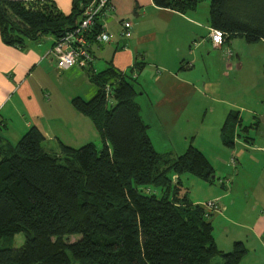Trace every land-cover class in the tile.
Here are the masks:
<instances>
[{
	"label": "trees",
	"instance_id": "obj_1",
	"mask_svg": "<svg viewBox=\"0 0 264 264\" xmlns=\"http://www.w3.org/2000/svg\"><path fill=\"white\" fill-rule=\"evenodd\" d=\"M84 1L76 0L66 17L46 1L0 0L1 37L20 45L46 34L58 39L75 26ZM152 2L184 13L200 0ZM208 24L225 42H264V0H210ZM87 71L96 93L71 105L94 125L100 149L59 142L57 153L46 151L34 126L16 145L0 144V241L8 245L0 247V264H212L217 257L241 264L245 245L220 251L204 209L180 193L184 173L214 184L203 153L191 144L176 158L155 151L131 74L112 66ZM237 118L229 113L220 129L229 148ZM17 234L23 244L13 248ZM73 236L79 239L68 242Z\"/></svg>",
	"mask_w": 264,
	"mask_h": 264
},
{
	"label": "crops",
	"instance_id": "obj_2",
	"mask_svg": "<svg viewBox=\"0 0 264 264\" xmlns=\"http://www.w3.org/2000/svg\"><path fill=\"white\" fill-rule=\"evenodd\" d=\"M20 1L52 3L67 17L76 0ZM111 5L113 13L104 18L111 40L91 45L93 61L88 69L98 73L112 66L131 74L140 91L137 97L144 100L145 105L136 103L150 140L152 124L163 131L165 143L174 130L196 131L182 136L184 150L165 152L164 143L162 151L171 158L191 144L209 163L214 161V178L235 173L228 185L220 182V190L211 199L218 210L211 213L214 222L210 223L219 226L225 243L241 241L246 255L251 251L257 257L264 249V87H244L259 80L264 42L248 44L234 38L214 47L209 39V6L203 18L198 5L184 13L157 8L152 0H111ZM123 20L131 24L127 39L120 37ZM54 39L46 34L20 45L6 43L0 34V144L16 145L32 126L43 135L44 149L54 153L59 142L81 144L89 130L98 135L92 122L71 105L73 98H92L97 88L89 81L87 69H56L48 54ZM253 48L261 49L259 58L253 57ZM62 79L68 83L60 93ZM229 113L238 114L231 148L223 145L220 133ZM213 129L217 134L210 140ZM201 132L202 140L197 141L194 137ZM240 189L246 192L241 195Z\"/></svg>",
	"mask_w": 264,
	"mask_h": 264
},
{
	"label": "rangeland",
	"instance_id": "obj_3",
	"mask_svg": "<svg viewBox=\"0 0 264 264\" xmlns=\"http://www.w3.org/2000/svg\"><path fill=\"white\" fill-rule=\"evenodd\" d=\"M209 1L210 0H200V4L198 5L197 12H198L199 15L203 16V18H206V16H207ZM39 5L44 7L43 5H45V4L44 3H39ZM55 40L56 39H54V41ZM53 44H54V42H53ZM53 44H52V46H53ZM52 46H51V48H50V50L48 52L49 56H51ZM257 47H259V46H257ZM253 49H254L253 57H254V55H257V58H259V56H261V54H262V51H259L261 49L260 48L258 50H256V48H253ZM223 51L221 53L222 56H223ZM51 58H52V56H51ZM258 64H261V62L258 63ZM249 67H250V65L247 68H249ZM67 83L68 82H67L66 79L60 80V83L58 85V89H59L60 93H61L62 89H66ZM245 86L246 87H244V89H248V90H249V87L251 88V87H254V86H257V88L258 87H264V68H260L259 80H257V81L255 80L254 82H252V85L250 83H248ZM260 90L261 89L259 88V91ZM85 98L86 99H83L85 101H88V100L91 99V97H85ZM135 101L138 104L145 105L144 104V100L139 98V97H136ZM144 109H145V107H144ZM144 116L146 118V115H144ZM90 131L91 130L88 131L89 132V133H87L88 136L85 137V141L83 143H81V144L77 143V144H75L73 146H68V147L77 149V148H80L83 145H86V142H87V144L88 143L94 144L98 149H100L101 146H102V143H101V139H100L99 134L97 135L96 132L94 133V130H92L91 133H90ZM162 133H163V131L158 127L157 124H152V128L149 131V134H150V137H151V140H152V145H153V148H155V151H157V152L161 151L162 153L158 152V153H161V154H163V152H164V151H162V147H164V143H165L163 141ZM194 133H196V131H192V130H174L172 132V134L169 136L168 139H166V137L164 139L165 141H167V143H165L166 144L165 152L172 151V148H175V150H178V151L184 150L183 148L186 147V146L182 147V136H185V137L187 135L193 136L191 134H194ZM201 134H202V132L197 135L198 137L195 136L194 138H196L197 141L202 140V137H201L202 135ZM211 134H212V136L209 138L210 140L214 139V137H216V134H217L216 133V129H213V131H211ZM43 147L45 148L44 145H43ZM210 163H211L210 165H212V167H214V164H215L214 161H212ZM229 169L230 168H228V171H230ZM249 169H250V166H249ZM232 174L233 173H228V175H226L228 177H225V175H224L225 178L223 176H221V175H217L218 179H215L216 183L210 184V183L204 182V181H202V180H200V179H198V178H196V177H194V176H192L190 174L184 173V174H182L180 176V193L181 194L187 193L188 194V199L193 204L200 205L202 207L208 202L215 201V200H211V199H213L214 195H216L217 191L220 190V188H221L219 186L220 182L223 181L224 184L228 185V183L231 182V179L236 177L235 173H234L233 174L234 176H232V178H230V176ZM213 176H215V174H213ZM175 177L176 176H172L173 182L175 181ZM238 191H239V194H241V195H243L242 192H244V193L246 192V190H243L241 192V189L238 190ZM154 192L157 193V191H154ZM239 194H237V195H239ZM239 197H242V196L239 195ZM235 214L237 215L236 212H235ZM231 215L235 216V218H237V216H238V215L236 216V215H233V214H231ZM210 216L211 215H209L208 216L209 218H207V219L209 221L212 219V222H214V216H213V218L211 217V219H210ZM218 227H219L218 225H215L213 223V232L212 233L214 235L213 237H215V240L218 243V245H216V246H218L217 247L218 249L220 248L221 250H225V251H223L224 253L230 252L232 247H233V244L232 243H229V244L225 243L226 240H225L224 237H222V235L220 233V229ZM231 236H232V234L230 233L229 238H231ZM77 239H79V236H73V237L68 238V242H74ZM235 242H239V241H235ZM22 244H23V235L22 234H17L14 237V239L12 240V242H11V246L13 248H19ZM227 244L230 247L229 248L230 251H228V249L226 248ZM3 246H8V245L4 241H0V247H3ZM221 262H222L221 259L219 257H217V258H215L213 260L212 264H220ZM241 264H264V249L262 251L258 252L257 257H254L253 254H251V251H249L248 255L243 257Z\"/></svg>",
	"mask_w": 264,
	"mask_h": 264
},
{
	"label": "built area",
	"instance_id": "obj_4",
	"mask_svg": "<svg viewBox=\"0 0 264 264\" xmlns=\"http://www.w3.org/2000/svg\"><path fill=\"white\" fill-rule=\"evenodd\" d=\"M80 10L75 26L56 39L52 46L51 56L56 69L60 72H66L75 67L88 69L93 61L91 45L106 44L111 40L104 21V18L114 11L111 0H85L80 5ZM130 35L131 24L128 21H121L120 37L127 39ZM225 37L224 33L214 29L209 34L214 47H221ZM105 93L108 96V87L105 88ZM202 207L206 218L218 210L216 201L208 202Z\"/></svg>",
	"mask_w": 264,
	"mask_h": 264
},
{
	"label": "water",
	"instance_id": "obj_5",
	"mask_svg": "<svg viewBox=\"0 0 264 264\" xmlns=\"http://www.w3.org/2000/svg\"><path fill=\"white\" fill-rule=\"evenodd\" d=\"M211 178L214 179V176H212Z\"/></svg>",
	"mask_w": 264,
	"mask_h": 264
}]
</instances>
